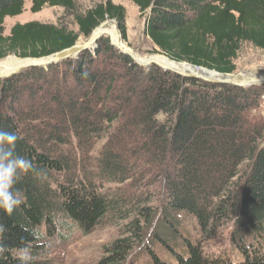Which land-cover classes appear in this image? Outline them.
Listing matches in <instances>:
<instances>
[{
    "label": "trees",
    "instance_id": "1",
    "mask_svg": "<svg viewBox=\"0 0 264 264\" xmlns=\"http://www.w3.org/2000/svg\"><path fill=\"white\" fill-rule=\"evenodd\" d=\"M26 0H0V61L40 59L87 40L107 20L127 41L126 11L112 0L82 11L77 0H31L60 8L55 24L14 25ZM152 53L232 75L244 45L264 52V0H131ZM264 86L239 87L138 66L106 36L72 58L0 79V129L35 171L15 185L23 203L0 210V264H52L47 242L75 224L83 233L127 221L98 264H127L135 249L152 264H264ZM101 144L95 156V147ZM195 225L196 244L181 235ZM231 225L239 260L202 243ZM46 241V242H45ZM57 241L60 239L57 238ZM185 245L182 255L174 248Z\"/></svg>",
    "mask_w": 264,
    "mask_h": 264
},
{
    "label": "rangeland",
    "instance_id": "2",
    "mask_svg": "<svg viewBox=\"0 0 264 264\" xmlns=\"http://www.w3.org/2000/svg\"><path fill=\"white\" fill-rule=\"evenodd\" d=\"M105 0H77L78 6L82 11L91 8L93 5L104 2ZM114 4L121 5L126 11V28L127 41L121 40L120 34L117 30L114 21L107 20L106 23L114 25L116 32L123 45L135 52L139 57H147L151 55L161 56L160 53H152V45L145 35V22L143 18L139 17L137 9L132 4L131 0H112ZM31 0H26L23 12L15 17H8L5 19V35L16 24H24L28 22H39L55 24L57 19L62 15L60 8H45L38 13H33L31 10ZM105 23V22H104ZM103 24V23H102ZM86 40L80 38L78 43H84ZM9 58H16L15 56H8L0 63ZM18 59V58H17ZM236 71L233 76H241L248 80L255 77V74H260L264 80V52L254 49L251 46L244 45L238 54L235 61ZM187 75V74H186ZM252 86H264V82H256ZM261 106L255 114L264 119V99L261 98ZM101 144L95 147V156ZM125 223L127 221H118L117 223L104 222L102 225L93 229L90 233H83L75 224L68 223L62 230L51 236L53 242H47L48 259L52 264H98L104 257L106 247L114 240L121 237L125 232ZM195 225L189 226L187 223L182 229L181 235L188 238L192 243L196 244L200 236L194 233ZM231 225L222 230L220 234L215 235L211 240L202 243V250L205 254L210 256L225 255L234 262L239 260L237 249L233 246L231 241ZM57 238L60 241H57ZM46 242V241H45ZM148 248L152 249L154 254L164 262L169 264H176L171 254L165 252L160 245L151 247L148 243ZM185 245L177 246L174 251L177 255H182ZM127 264H152V259L145 251L135 249Z\"/></svg>",
    "mask_w": 264,
    "mask_h": 264
},
{
    "label": "water",
    "instance_id": "3",
    "mask_svg": "<svg viewBox=\"0 0 264 264\" xmlns=\"http://www.w3.org/2000/svg\"><path fill=\"white\" fill-rule=\"evenodd\" d=\"M106 24H108V23L105 22V23L99 25L92 32L91 36L84 43H78L77 42V44L72 48L63 50L59 53H56L54 55H51V56L45 57V58L18 59L22 64L16 68L12 69V70L1 69L0 70V79H7V78L19 73V72H21L25 69L31 68V67H44V66L50 65L52 63L60 62V61L67 59V58H72V57L76 56L80 51L93 47L94 43L100 37L106 36L109 38L110 43L113 47H115L119 52H121L125 55H128L134 61L135 64H137L138 66H141V67L148 68L152 65H155L162 70L170 71V72H173L175 74H178V75H181L184 77H192V78L200 79V80L205 81V82L216 83V84H229V85H235V86H239V87H249V86H252L253 84H255L256 82H261V81L264 82V80H262V77L260 74H255V77L250 78L248 80H245V79H243V77H241L239 75L233 76V75L219 74L215 71L207 70L204 68H197L195 66H191V65L186 64V63L173 62L177 65L183 64V65H186L192 69L199 70V71H201V73H203V75L202 74L201 75H190V74L185 75V74H182V73L177 72L175 70L168 69L166 67L161 66L160 64H158L157 62H155L151 59V58L155 57V55H151V56L141 58L135 52L130 50L128 47L122 48L121 46L114 44L111 36H109L103 32L98 31L102 26H104ZM167 60H169V59H167Z\"/></svg>",
    "mask_w": 264,
    "mask_h": 264
},
{
    "label": "clouds",
    "instance_id": "4",
    "mask_svg": "<svg viewBox=\"0 0 264 264\" xmlns=\"http://www.w3.org/2000/svg\"><path fill=\"white\" fill-rule=\"evenodd\" d=\"M18 140L14 132L0 129V210L11 215L23 203L22 192L15 188L20 177L30 171H35L31 160L15 153ZM3 229L0 228V231ZM18 248L20 264H31V248L22 241ZM4 251L0 246V253Z\"/></svg>",
    "mask_w": 264,
    "mask_h": 264
},
{
    "label": "bare ground",
    "instance_id": "5",
    "mask_svg": "<svg viewBox=\"0 0 264 264\" xmlns=\"http://www.w3.org/2000/svg\"><path fill=\"white\" fill-rule=\"evenodd\" d=\"M99 32H103L109 36L112 37V41L114 44L121 46L122 48L126 46L122 44V42L120 41V38L116 32V29L114 27L113 24L108 23L104 26H102L99 30ZM153 61L157 62L158 64H160L163 67H166L168 69L171 70H175L177 72H180L182 74H190V75H203V73H201V71L196 70V69H192L186 65L183 64H175L173 62H171L170 60H167L164 57L161 56H156L151 58ZM22 63L17 59V58H9L7 60H5L4 62L0 63V70L1 69H6V70H12L18 66H20Z\"/></svg>",
    "mask_w": 264,
    "mask_h": 264
},
{
    "label": "built area",
    "instance_id": "6",
    "mask_svg": "<svg viewBox=\"0 0 264 264\" xmlns=\"http://www.w3.org/2000/svg\"><path fill=\"white\" fill-rule=\"evenodd\" d=\"M262 98L264 99V96Z\"/></svg>",
    "mask_w": 264,
    "mask_h": 264
}]
</instances>
